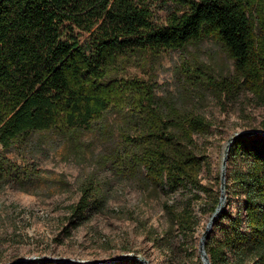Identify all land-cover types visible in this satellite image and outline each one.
Returning <instances> with one entry per match:
<instances>
[{
	"label": "trees",
	"instance_id": "obj_1",
	"mask_svg": "<svg viewBox=\"0 0 264 264\" xmlns=\"http://www.w3.org/2000/svg\"><path fill=\"white\" fill-rule=\"evenodd\" d=\"M158 11L164 21H157ZM205 38L218 41L233 62L231 76L210 84L227 95L248 92L264 107V0H0V146L27 148L41 132L77 145L85 132L112 130L107 161L165 197L167 227L161 235L146 231L167 254L163 264H203L191 200L179 207L169 198L180 188L210 196L195 136L208 134L211 123L158 98L154 83L127 70L139 56ZM112 115L114 127L105 124ZM13 176L25 177L1 155L0 185ZM79 190L72 227L102 206L95 181ZM218 202L212 200V213ZM175 231L179 254L171 247ZM204 249L211 264H264V135L231 143L225 201ZM110 264L143 263L128 257Z\"/></svg>",
	"mask_w": 264,
	"mask_h": 264
},
{
	"label": "rangeland",
	"instance_id": "obj_2",
	"mask_svg": "<svg viewBox=\"0 0 264 264\" xmlns=\"http://www.w3.org/2000/svg\"><path fill=\"white\" fill-rule=\"evenodd\" d=\"M156 15L157 21L166 17L164 11ZM141 57L128 67L129 76L154 83L158 98L211 123L208 134L195 136L206 163L201 182L210 189V196L193 190L201 197L194 198L193 192L180 188L169 198L179 207L191 200V208L200 221L198 245L212 215V200L220 198L224 144L241 131H264V107L248 92L227 95L210 84L233 73L232 60L213 38L183 50ZM116 122L118 118L112 115L105 124L114 127ZM111 131L105 135L85 132L77 145L64 136L41 132L33 136L27 148L6 150L0 146V156L14 160L25 176H13L0 185V264L34 256L79 261L124 259L130 254L139 255L150 264H163L167 254L152 246L146 231L161 235L167 227L162 207L165 197L158 191L145 190L132 175L118 171L107 161L115 135ZM88 179L100 187L102 206L72 227L70 207L77 203L80 186ZM179 239L173 232L171 247L176 254L180 253Z\"/></svg>",
	"mask_w": 264,
	"mask_h": 264
},
{
	"label": "water",
	"instance_id": "obj_3",
	"mask_svg": "<svg viewBox=\"0 0 264 264\" xmlns=\"http://www.w3.org/2000/svg\"><path fill=\"white\" fill-rule=\"evenodd\" d=\"M256 134L264 135V131H261V130H245V131H241L239 133L234 134L233 136H231L228 139L226 156L222 159V163H221V185H220L221 194H220L219 202H218L214 212L212 213V215L210 217V221L208 222L207 226L205 227L203 233L201 234V237H200V240L198 243V250H199V254H200V257H201L203 264H211L210 259L205 252L204 244H205V240L207 238V235H208L209 231L211 230V227H212L217 215L221 211L223 204H224V201H225V168H226V159H227L228 150L230 148V145L237 137H239L241 135H256ZM128 256L131 258L139 260L143 264H150L146 259L140 257L139 255L130 254V255H124L123 257L127 258ZM117 260H120V257H112L109 259L75 261V260L67 259V258L48 257V256H34L31 258L18 259L16 261L9 262L6 264H27V263H30L33 261L34 262H64V263H72V264L73 263L74 264H110V263H113Z\"/></svg>",
	"mask_w": 264,
	"mask_h": 264
},
{
	"label": "bare ground",
	"instance_id": "obj_4",
	"mask_svg": "<svg viewBox=\"0 0 264 264\" xmlns=\"http://www.w3.org/2000/svg\"><path fill=\"white\" fill-rule=\"evenodd\" d=\"M228 141L225 142L224 144V149H223V158L226 156V149H227ZM210 221V220H209ZM208 221V222H209ZM208 224V223H207Z\"/></svg>",
	"mask_w": 264,
	"mask_h": 264
}]
</instances>
